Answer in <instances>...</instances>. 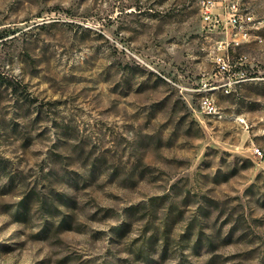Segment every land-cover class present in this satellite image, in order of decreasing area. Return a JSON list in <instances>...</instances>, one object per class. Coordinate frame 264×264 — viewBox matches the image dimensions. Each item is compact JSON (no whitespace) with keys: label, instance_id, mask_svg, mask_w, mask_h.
Masks as SVG:
<instances>
[{"label":"rangeland","instance_id":"rangeland-1","mask_svg":"<svg viewBox=\"0 0 264 264\" xmlns=\"http://www.w3.org/2000/svg\"><path fill=\"white\" fill-rule=\"evenodd\" d=\"M0 264H264V0H0Z\"/></svg>","mask_w":264,"mask_h":264},{"label":"built area","instance_id":"built-area-1","mask_svg":"<svg viewBox=\"0 0 264 264\" xmlns=\"http://www.w3.org/2000/svg\"><path fill=\"white\" fill-rule=\"evenodd\" d=\"M204 18L206 21L212 22L213 18L207 11L204 12ZM253 17L250 14H242L236 6H232L228 16L227 25L233 31V37L228 38L225 42L219 45V53L216 57V64L222 71H231V57L230 49L239 48L243 43L249 41L250 33L248 26L253 23ZM256 153L260 154L259 149H256Z\"/></svg>","mask_w":264,"mask_h":264},{"label":"trees","instance_id":"trees-1","mask_svg":"<svg viewBox=\"0 0 264 264\" xmlns=\"http://www.w3.org/2000/svg\"><path fill=\"white\" fill-rule=\"evenodd\" d=\"M25 202V201H24ZM45 209H47V206H45V204H41V210L42 211H45ZM67 220L66 219H64V222H66Z\"/></svg>","mask_w":264,"mask_h":264}]
</instances>
